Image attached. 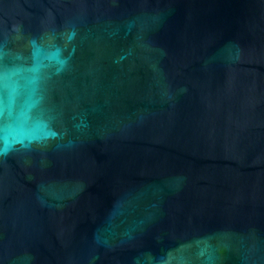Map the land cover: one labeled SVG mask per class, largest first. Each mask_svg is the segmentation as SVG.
Listing matches in <instances>:
<instances>
[{"label":"water","instance_id":"water-1","mask_svg":"<svg viewBox=\"0 0 264 264\" xmlns=\"http://www.w3.org/2000/svg\"><path fill=\"white\" fill-rule=\"evenodd\" d=\"M0 264H264V0H0Z\"/></svg>","mask_w":264,"mask_h":264}]
</instances>
